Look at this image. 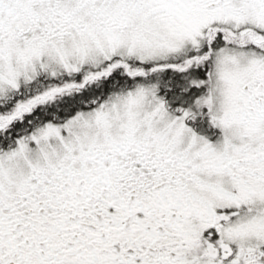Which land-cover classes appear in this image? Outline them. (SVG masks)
Here are the masks:
<instances>
[{
    "label": "snow or ice",
    "instance_id": "1",
    "mask_svg": "<svg viewBox=\"0 0 264 264\" xmlns=\"http://www.w3.org/2000/svg\"><path fill=\"white\" fill-rule=\"evenodd\" d=\"M0 264H264V0H0Z\"/></svg>",
    "mask_w": 264,
    "mask_h": 264
}]
</instances>
